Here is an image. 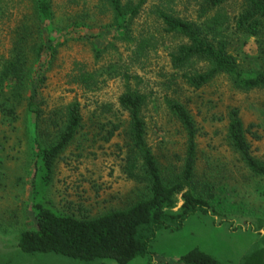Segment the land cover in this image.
I'll list each match as a JSON object with an SVG mask.
<instances>
[{
    "label": "trees",
    "instance_id": "trees-1",
    "mask_svg": "<svg viewBox=\"0 0 264 264\" xmlns=\"http://www.w3.org/2000/svg\"><path fill=\"white\" fill-rule=\"evenodd\" d=\"M24 1L29 8L27 16L23 14L20 23L12 29L8 54L0 55V128L5 125L8 128L2 139L9 142L11 136L7 134L16 129L20 117L29 121L31 132V137L27 134L31 151L29 208L35 225L34 229L19 235L18 250L30 256L54 254L85 263L107 260L129 264L136 258L152 257V244L159 232L179 231L189 218L215 213L211 202L215 196H202L201 191L194 189L199 128L188 103L179 98H165L167 112L179 124L184 139L180 170L166 178L147 142L148 128L143 111L148 97L130 83H137L138 77L131 75L129 66L124 63L123 71L111 62L92 71L77 64L74 82L89 90L105 78L120 76L123 80L124 91L118 97V109L124 114L123 125L116 119V112L112 115L108 110V116L98 123L97 130L105 142L115 135L121 136L129 155L127 176L143 178L145 190L125 208L97 217L58 211L47 196L57 164L68 149L80 146L81 137L87 140V134L83 132L82 108L77 101L48 106L43 95L47 73L59 46L56 39H52L53 23L58 15L55 2ZM98 2L110 15V29L106 31L113 40L131 49L132 62L145 58L155 49L154 39L134 35V22L147 4L146 0ZM2 3L0 21L7 14L6 5ZM168 3L171 2L156 7L155 15L163 33L180 40L169 58L172 70L185 85L200 90L223 76L239 91L264 89V0H202L195 20L180 17ZM231 5L238 10L229 16L225 7ZM66 23L65 29L74 32L76 27H86L73 17ZM84 37L91 39V49L94 42L99 47L104 40L99 39V35L79 36V39ZM105 45L106 49L113 47L108 42ZM227 117L229 145L253 176L264 178V165L252 156L238 110L231 109ZM14 136L23 144L18 130ZM0 148L4 149V145ZM180 263L221 264L198 248L183 255ZM240 264H264V249L246 255Z\"/></svg>",
    "mask_w": 264,
    "mask_h": 264
},
{
    "label": "rangeland",
    "instance_id": "rangeland-1",
    "mask_svg": "<svg viewBox=\"0 0 264 264\" xmlns=\"http://www.w3.org/2000/svg\"><path fill=\"white\" fill-rule=\"evenodd\" d=\"M166 1L180 17L195 20L202 0H146L134 22V35L152 38L156 46L145 58L132 62L131 49L106 31L110 29V15L100 8L98 0H54L58 15L52 39L59 46L43 95L48 106L74 100L81 105L87 140L81 137L80 146H72L60 159L47 196L58 211L92 218L123 209L144 192L143 178L127 176L129 155L121 136L105 142L97 130L108 110L112 115L116 112V119L123 125L124 114L118 109L123 80L120 76L105 78L93 90L74 82L77 64L92 71L111 62L123 71L124 63L131 75L138 77L137 83H130L148 97L143 111L147 142L164 176L178 173L183 157L182 130L164 104L166 97H174L187 101L199 128L194 189L202 196H215L211 201L214 215H196L179 231L159 232L152 244V257L136 258L129 264H181L180 258L194 248L221 264H240L246 255L264 249V178L253 176L229 145L227 114L231 109L238 110L252 156L264 165V89L239 91L223 76L200 90L185 85L172 70L169 58L180 40L165 35L155 15L156 7L166 5ZM0 2L5 3L7 11L0 21V55L6 56L11 31L29 8L24 0ZM236 10L235 5L225 7L229 16ZM71 17L84 23L85 29H65ZM91 35L104 38L99 47L94 42L91 49V39H79ZM107 42L113 47L106 49ZM22 118L7 134L11 136L9 142L2 139L7 126L0 128V145H4L0 148V264H115L107 260L85 263L54 254L30 256L18 250L19 235L35 225L29 208L31 151L27 134L31 137V132L29 121ZM17 130L23 144L14 136Z\"/></svg>",
    "mask_w": 264,
    "mask_h": 264
}]
</instances>
